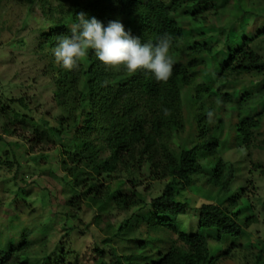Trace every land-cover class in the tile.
Returning <instances> with one entry per match:
<instances>
[{"label":"rangeland","instance_id":"1","mask_svg":"<svg viewBox=\"0 0 264 264\" xmlns=\"http://www.w3.org/2000/svg\"><path fill=\"white\" fill-rule=\"evenodd\" d=\"M155 1L169 4L172 0ZM214 5L204 13L209 18L205 25L192 22L184 14L183 6L174 13L186 29L198 28L195 37L200 39L199 32L204 33L203 37L214 45V57H222L228 48L240 49L244 45L241 37L244 31L256 34L264 30V0H216ZM59 7V2L54 0H0V254L7 260L24 249L30 254L31 264H96L100 261L98 245L112 238L113 242L105 247L106 262L120 258L128 264L124 257L135 252L136 241L147 238L145 223L152 208L123 210L115 198L107 205L98 206L90 195L74 194L66 185L72 179L68 171L81 166L82 158H76L79 156L74 153L73 133H66L62 141L52 133V128L60 127L58 120L70 114L55 95L53 73H48L50 58L40 49V41L41 34L50 26L65 23ZM158 24L163 27L162 15ZM251 46L264 59V34L254 39ZM213 60L208 57V68L192 73L196 84H213ZM261 86H264V74L243 78L238 83L236 97L255 92ZM195 93L189 89L184 94L185 131L179 133L177 124L171 127L173 147L179 155L195 145V138L190 135L193 121L190 117L200 108L192 98ZM211 94L214 96L211 103L217 108L215 124L226 123L220 156L238 169L232 191L241 197L234 212L242 211L240 221L244 226L247 218L253 219L249 227L245 226L243 239L229 256H224L227 243L209 240V251L215 259L212 264H264V103L257 106V111L263 113V122L253 142L248 147H237L229 135L238 121L237 112L215 104L216 91ZM211 125H214L212 120ZM100 145V161L105 166L101 174L88 175L86 185L96 183L102 194L110 191L115 196L136 191L148 205L162 196L171 179L155 180L146 166L140 173L131 175L115 150L108 149L104 143ZM38 154L50 158L36 163L33 157ZM201 163L205 175L214 173L211 158H201ZM205 180V177L197 178L179 197L181 202L190 203L191 214L178 219V233L205 235L198 227V220L192 217L193 210L204 203L227 205L230 195L219 194ZM71 200L74 206L69 207ZM128 221H132V226L121 232ZM150 234L166 240L172 238L181 244L178 234L172 231ZM211 234L217 235L216 231ZM63 252L64 259L55 261ZM145 263L144 258L136 262Z\"/></svg>","mask_w":264,"mask_h":264},{"label":"trees","instance_id":"2","mask_svg":"<svg viewBox=\"0 0 264 264\" xmlns=\"http://www.w3.org/2000/svg\"><path fill=\"white\" fill-rule=\"evenodd\" d=\"M54 1L59 2L60 16L65 23L52 25L41 34L40 49L47 52L50 58L48 73H53L55 95L70 116H62L58 120L60 127L52 128V133L62 141L66 133L72 132L74 153L79 156L76 158H82L79 160L81 166L68 171L72 179L66 185L74 194L90 195L98 206L107 205L111 198H115L123 210L152 208L145 223L147 238L136 241L135 252L124 257L128 264H136L140 258L146 259L145 264H212L215 259L209 251L210 239L220 244L227 243L224 256L231 255L243 239L245 226L249 227L253 219L247 218L244 226L240 221L242 211L234 212L241 197V194L232 191L238 169L233 163L224 162L220 156L226 123L216 121L215 124L217 108L211 103L214 98L211 92L216 91L215 104L237 112L238 121L229 134L231 142L237 147H248L263 122V113L261 115L257 111V106L259 102L264 103V86L258 87L255 92L245 93L239 99L236 93L240 80L264 74V59L251 46L254 39L264 34V30H258L256 34L244 31L246 35H241L244 45L240 49L228 48L225 55L215 58L214 45L203 37L204 33L199 32L200 39L195 37L198 28L186 29L174 13L183 6L186 8L184 14L192 22L205 25L209 18L204 13L216 7V0H188L186 3L172 0L169 4L155 0L147 3L143 0ZM81 12L89 20L95 17L105 27L109 21L120 20L125 30L140 38L142 43L156 44L160 37L168 34L172 38L170 55L174 61L170 79L158 82L147 71L129 73L124 68L108 69L96 58L94 50L88 51L78 70L68 71L61 67L53 55L56 38L71 37L70 27L78 23L76 16ZM160 15L163 17V27L158 24ZM208 57L214 58L213 84H196L192 73L200 68H208ZM189 89L196 92L192 98L200 104L199 112L190 117L193 120L190 135L195 138V145L179 155L173 147L175 139L171 127L173 124L179 125V133L186 129L184 94ZM209 112L213 114L211 117ZM211 120L214 125H211ZM100 143L116 151L131 175L140 173L146 166L155 180L171 179L162 196L148 205L136 191L131 195L118 193L115 196L110 191L102 194L96 183L86 185L87 176L101 174L105 166V162L100 161ZM49 158L48 155L38 154L33 160L38 163ZM201 158H211V165H215L212 175L204 174ZM201 177L206 178V185L215 187L221 195H230V198L226 206L204 203L193 210L192 217L198 220V227L205 235L178 233V219L191 214L190 203L181 202L179 197ZM71 205L74 206L73 200L67 204L69 207ZM131 226L132 221H128L121 232ZM169 231L178 234L181 244L178 245L172 238L166 240L150 234ZM212 231H216V237L211 234ZM111 242L112 238H106L102 245H98L100 261L96 264H126L120 258L106 262L105 247ZM64 256L63 252L55 261ZM30 261V254L24 249L7 260H3L0 254V264H31Z\"/></svg>","mask_w":264,"mask_h":264},{"label":"clouds","instance_id":"3","mask_svg":"<svg viewBox=\"0 0 264 264\" xmlns=\"http://www.w3.org/2000/svg\"><path fill=\"white\" fill-rule=\"evenodd\" d=\"M76 19L78 23L70 27L71 37H57V46L53 49L56 62L64 69L78 70L88 51L94 50L96 58L108 69L124 68L129 73L147 71L158 82H167L172 76V38L168 34L160 37L156 44L142 43L125 30L120 20L109 21L105 27L95 17L87 19L83 12Z\"/></svg>","mask_w":264,"mask_h":264}]
</instances>
